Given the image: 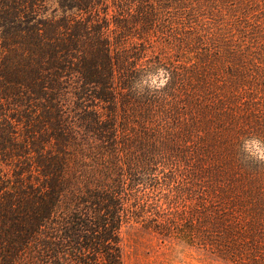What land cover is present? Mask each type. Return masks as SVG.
Here are the masks:
<instances>
[{"label": "trees", "instance_id": "trees-1", "mask_svg": "<svg viewBox=\"0 0 264 264\" xmlns=\"http://www.w3.org/2000/svg\"><path fill=\"white\" fill-rule=\"evenodd\" d=\"M257 99L264 0H0V264H122L130 221L232 239Z\"/></svg>", "mask_w": 264, "mask_h": 264}, {"label": "rangeland", "instance_id": "rangeland-1", "mask_svg": "<svg viewBox=\"0 0 264 264\" xmlns=\"http://www.w3.org/2000/svg\"><path fill=\"white\" fill-rule=\"evenodd\" d=\"M178 65L176 61L172 64ZM167 79L161 71L143 76V85L162 87ZM257 101H261L258 115L263 118V137L257 139L245 135L240 149L245 165L253 168L245 186L254 201L246 202L247 205L235 213L239 229L234 237L214 239L205 244L188 243L180 238L162 236L139 222L130 221L119 230L122 264H264V99ZM195 202L188 201L187 205L193 206ZM215 205L222 209L216 201Z\"/></svg>", "mask_w": 264, "mask_h": 264}]
</instances>
